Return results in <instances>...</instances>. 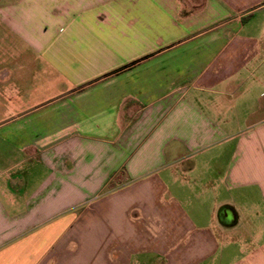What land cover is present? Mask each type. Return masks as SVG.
<instances>
[{"label":"crops","instance_id":"obj_1","mask_svg":"<svg viewBox=\"0 0 264 264\" xmlns=\"http://www.w3.org/2000/svg\"><path fill=\"white\" fill-rule=\"evenodd\" d=\"M0 264H264V0H0Z\"/></svg>","mask_w":264,"mask_h":264}]
</instances>
